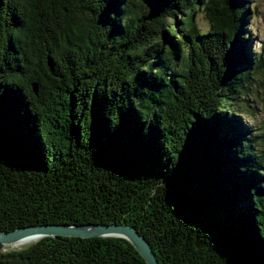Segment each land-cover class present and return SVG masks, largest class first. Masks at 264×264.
I'll return each mask as SVG.
<instances>
[{
	"label": "trees",
	"instance_id": "16d2710c",
	"mask_svg": "<svg viewBox=\"0 0 264 264\" xmlns=\"http://www.w3.org/2000/svg\"><path fill=\"white\" fill-rule=\"evenodd\" d=\"M250 11L0 0V232L129 224L158 264H264V129L237 116L264 72ZM0 264L146 262L126 239L46 236Z\"/></svg>",
	"mask_w": 264,
	"mask_h": 264
},
{
	"label": "water",
	"instance_id": "95a60500",
	"mask_svg": "<svg viewBox=\"0 0 264 264\" xmlns=\"http://www.w3.org/2000/svg\"><path fill=\"white\" fill-rule=\"evenodd\" d=\"M37 85L38 84H32V90L34 94L37 93ZM46 236L50 238H55L57 236H75L77 238H122L129 241V243L135 248V250L140 253L146 264H158L156 255L154 253L155 251L152 250L149 242L143 237L142 234H140L136 230V228L130 226L129 224H44L40 226L31 225L24 228L18 227L13 231L0 232V249H6V244L10 245L16 243L19 240L22 241L28 238H34L38 241ZM195 244L197 247H200V242L198 241V239L195 241Z\"/></svg>",
	"mask_w": 264,
	"mask_h": 264
},
{
	"label": "rangeland",
	"instance_id": "374dc122",
	"mask_svg": "<svg viewBox=\"0 0 264 264\" xmlns=\"http://www.w3.org/2000/svg\"><path fill=\"white\" fill-rule=\"evenodd\" d=\"M248 2L251 18L247 24V29L250 32L247 45L253 56H264V0H248ZM196 22L200 31L207 30L208 22L203 13L197 15ZM254 78H256V81L252 86L253 93L245 97V102L240 103L239 108L242 112L237 113V116L242 118L243 123L252 129V136H259L264 129V72L258 71ZM258 143V140H256L257 147H259ZM26 246L17 247L16 249H22Z\"/></svg>",
	"mask_w": 264,
	"mask_h": 264
},
{
	"label": "bare ground",
	"instance_id": "6f19581e",
	"mask_svg": "<svg viewBox=\"0 0 264 264\" xmlns=\"http://www.w3.org/2000/svg\"><path fill=\"white\" fill-rule=\"evenodd\" d=\"M35 242L37 241V239H34V238H28V239H25V240H22V241H17L16 243H13V244H10V245H5L7 248H12V249H16L17 247H24L26 245H29L31 242Z\"/></svg>",
	"mask_w": 264,
	"mask_h": 264
}]
</instances>
